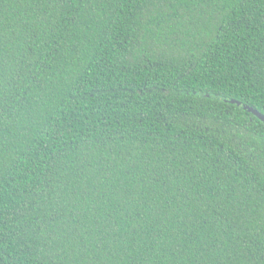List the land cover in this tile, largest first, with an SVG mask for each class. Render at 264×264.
I'll list each match as a JSON object with an SVG mask.
<instances>
[{"label":"trees","instance_id":"obj_1","mask_svg":"<svg viewBox=\"0 0 264 264\" xmlns=\"http://www.w3.org/2000/svg\"><path fill=\"white\" fill-rule=\"evenodd\" d=\"M264 0H0V264H264Z\"/></svg>","mask_w":264,"mask_h":264},{"label":"water","instance_id":"obj_2","mask_svg":"<svg viewBox=\"0 0 264 264\" xmlns=\"http://www.w3.org/2000/svg\"><path fill=\"white\" fill-rule=\"evenodd\" d=\"M258 114V116L262 119V120H264V115H261V114H259V113H257Z\"/></svg>","mask_w":264,"mask_h":264}]
</instances>
